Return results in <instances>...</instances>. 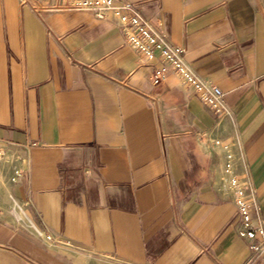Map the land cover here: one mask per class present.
Wrapping results in <instances>:
<instances>
[{"label": "crops", "instance_id": "obj_1", "mask_svg": "<svg viewBox=\"0 0 264 264\" xmlns=\"http://www.w3.org/2000/svg\"><path fill=\"white\" fill-rule=\"evenodd\" d=\"M125 1L223 91L256 235L212 184L218 116L193 87L152 85L112 16L0 0V144L24 171H0V264H264V0Z\"/></svg>", "mask_w": 264, "mask_h": 264}, {"label": "built area", "instance_id": "obj_2", "mask_svg": "<svg viewBox=\"0 0 264 264\" xmlns=\"http://www.w3.org/2000/svg\"><path fill=\"white\" fill-rule=\"evenodd\" d=\"M66 1L72 7L90 10L100 18L112 16L126 34L131 46L146 58V74L152 85L162 86L167 75L173 71L186 85L193 87L197 96L217 113L216 127L201 133L202 139L212 144L215 149L219 148L223 156L220 163L214 167L212 184L218 187L223 196L234 199L237 203L242 217L237 225V232L240 236L248 240L254 238L256 232L250 222L248 203L245 202L246 186L240 173L235 169V143L225 139L221 134L222 125L225 119L230 116V111L224 104L221 88L198 75L185 60L183 48L172 45L166 40L165 35L154 31L148 20L142 17L130 2L125 0ZM21 162V157L8 154L5 147L0 144V171L11 170L10 180L12 182H17L23 175ZM258 232L262 234L263 241L252 245L256 250L264 248V229L259 228ZM42 235L48 244L55 242L54 237L49 232H42Z\"/></svg>", "mask_w": 264, "mask_h": 264}, {"label": "rangeland", "instance_id": "obj_3", "mask_svg": "<svg viewBox=\"0 0 264 264\" xmlns=\"http://www.w3.org/2000/svg\"><path fill=\"white\" fill-rule=\"evenodd\" d=\"M2 178V176L0 175V179Z\"/></svg>", "mask_w": 264, "mask_h": 264}, {"label": "bare ground", "instance_id": "obj_4", "mask_svg": "<svg viewBox=\"0 0 264 264\" xmlns=\"http://www.w3.org/2000/svg\"><path fill=\"white\" fill-rule=\"evenodd\" d=\"M22 216V215H21ZM23 217H24V215H23Z\"/></svg>", "mask_w": 264, "mask_h": 264}]
</instances>
